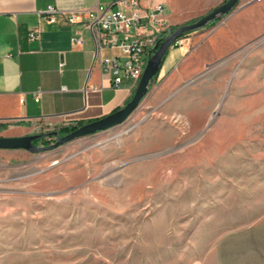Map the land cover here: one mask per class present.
<instances>
[{
	"label": "rangeland",
	"instance_id": "374dc122",
	"mask_svg": "<svg viewBox=\"0 0 264 264\" xmlns=\"http://www.w3.org/2000/svg\"><path fill=\"white\" fill-rule=\"evenodd\" d=\"M183 38L121 124L0 149V264H214L264 217V0Z\"/></svg>",
	"mask_w": 264,
	"mask_h": 264
},
{
	"label": "crops",
	"instance_id": "0c3cea01",
	"mask_svg": "<svg viewBox=\"0 0 264 264\" xmlns=\"http://www.w3.org/2000/svg\"><path fill=\"white\" fill-rule=\"evenodd\" d=\"M95 1L0 0V126H6L0 136H25L42 125L100 119L132 99L137 84L124 78L120 87H115L112 78L95 62L93 36L83 24ZM98 1L108 5L116 0ZM149 1L164 5L171 27L199 19L225 2ZM48 6L68 10L79 21L69 23L58 14L56 22H49L45 13ZM33 30L37 31L36 39H30ZM81 32L84 44L75 48L70 38ZM188 46L189 42L180 47L184 57ZM116 52L108 46L101 55L109 57ZM214 252V264H264V217L251 226L222 235Z\"/></svg>",
	"mask_w": 264,
	"mask_h": 264
},
{
	"label": "built area",
	"instance_id": "2783aa9c",
	"mask_svg": "<svg viewBox=\"0 0 264 264\" xmlns=\"http://www.w3.org/2000/svg\"><path fill=\"white\" fill-rule=\"evenodd\" d=\"M93 10L88 12V21L84 28L92 34L95 45L93 55L99 62L105 75L112 78L115 87H120L124 78L137 84L144 73L146 62L152 56V51L157 45L172 33L168 22V15L164 5L153 3L149 0H116L111 4H102L95 1ZM117 5V8L113 6ZM49 22H56L60 14L69 23H77L79 19L67 11L58 10L48 6L46 12ZM30 39L38 38L36 30L31 31ZM82 32L70 38L73 47H82L84 44ZM186 38L174 39L172 45L186 46ZM116 49L117 52L109 57H103L101 50L104 47ZM63 62L59 67L63 66ZM62 90H66L63 87ZM39 94L35 100L38 101Z\"/></svg>",
	"mask_w": 264,
	"mask_h": 264
},
{
	"label": "water",
	"instance_id": "95a60500",
	"mask_svg": "<svg viewBox=\"0 0 264 264\" xmlns=\"http://www.w3.org/2000/svg\"><path fill=\"white\" fill-rule=\"evenodd\" d=\"M241 0H225L219 6H216L210 10L206 15L200 17L195 22L189 24H183L177 27L173 33L165 37L163 44L153 53V55L146 62L144 67V73L141 75L138 86L135 88L133 97L128 101L122 108L115 112H111L110 115L104 116L95 121L87 122L82 124L79 128L62 136H57V141L48 147H38L34 145L33 141L39 136L25 135V136H0V149H25L28 151L39 152L43 149L55 148L64 143H68L79 137L86 136L97 131L112 128L116 125L121 124L129 115L133 113L139 102L143 99L150 87L151 80L159 73L160 65L162 64L165 54L169 47L174 43V39H177L182 33L188 31H196L206 26L213 19H217L222 15L230 14L231 10L239 4ZM223 16V17H224Z\"/></svg>",
	"mask_w": 264,
	"mask_h": 264
},
{
	"label": "trees",
	"instance_id": "16d2710c",
	"mask_svg": "<svg viewBox=\"0 0 264 264\" xmlns=\"http://www.w3.org/2000/svg\"><path fill=\"white\" fill-rule=\"evenodd\" d=\"M223 16H224V15L218 17V18L215 19V20L222 19ZM196 20H198V19H196ZM196 20H193V21L188 22V23H186V24H189V23L195 22ZM213 20H214V19H213ZM213 20H212V21H213ZM212 21H210V22H212ZM210 22H209V23H210ZM177 27H178V26H174V27H172V28H173V29H172V33L174 32V30L177 29ZM190 32H193V31H188V30H187V32L182 33V35H181L180 37H184L187 33H190ZM180 37H179V38H180ZM163 40H164V39H162V41H160V43L157 45V47L153 49V51H152V55H153V53H155V51L161 46V44H163ZM164 59H165V58H164ZM162 63H163V62H162ZM161 68H162V64L160 65V68H159L160 71H159V73H160L161 70H162ZM159 73H158V74H159ZM153 79H154V78H153ZM153 79L151 80V84L153 83V82H152ZM151 84H150V86H151ZM116 111H117V110H116ZM114 112H115V111H114ZM95 120H97V119L90 120V121H87V122H91V121H95ZM87 122H77V123H74V124L65 125V126H63L62 128H60V130L58 131V133H60L61 135H62V134L65 135V134H67V133H69V132H71V131H73V130L79 128L82 124L87 123ZM58 133H57V134H58ZM53 134H56V132H53ZM37 135H39V136L35 139L36 142L40 141L41 137L43 136L42 134H37Z\"/></svg>",
	"mask_w": 264,
	"mask_h": 264
},
{
	"label": "flooded vegetation",
	"instance_id": "af4514ba",
	"mask_svg": "<svg viewBox=\"0 0 264 264\" xmlns=\"http://www.w3.org/2000/svg\"><path fill=\"white\" fill-rule=\"evenodd\" d=\"M33 143H34V145H36L37 144L36 140H34Z\"/></svg>",
	"mask_w": 264,
	"mask_h": 264
},
{
	"label": "bare ground",
	"instance_id": "6f19581e",
	"mask_svg": "<svg viewBox=\"0 0 264 264\" xmlns=\"http://www.w3.org/2000/svg\"><path fill=\"white\" fill-rule=\"evenodd\" d=\"M187 45V44H186Z\"/></svg>",
	"mask_w": 264,
	"mask_h": 264
}]
</instances>
